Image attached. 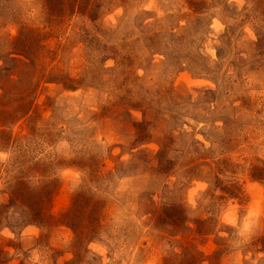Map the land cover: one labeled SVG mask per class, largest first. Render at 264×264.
Listing matches in <instances>:
<instances>
[{
    "label": "rangeland",
    "instance_id": "rangeland-1",
    "mask_svg": "<svg viewBox=\"0 0 264 264\" xmlns=\"http://www.w3.org/2000/svg\"><path fill=\"white\" fill-rule=\"evenodd\" d=\"M255 168L264 0H0V264H264Z\"/></svg>",
    "mask_w": 264,
    "mask_h": 264
},
{
    "label": "trees",
    "instance_id": "trees-1",
    "mask_svg": "<svg viewBox=\"0 0 264 264\" xmlns=\"http://www.w3.org/2000/svg\"><path fill=\"white\" fill-rule=\"evenodd\" d=\"M26 34H28V33H22V35L20 36V38H18V39H16L14 41V46H16L15 51L20 52L22 54L23 53L26 54L29 46L32 43V37L31 38H27V40L24 39L25 36H26ZM70 89H73V88H70ZM255 174H256V178L257 179L264 180V169H262V168H255Z\"/></svg>",
    "mask_w": 264,
    "mask_h": 264
}]
</instances>
